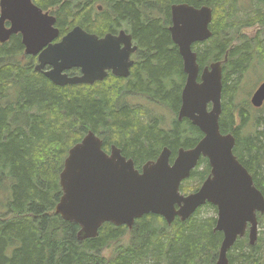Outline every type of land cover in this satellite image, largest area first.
I'll use <instances>...</instances> for the list:
<instances>
[{
    "label": "trees",
    "instance_id": "obj_1",
    "mask_svg": "<svg viewBox=\"0 0 264 264\" xmlns=\"http://www.w3.org/2000/svg\"><path fill=\"white\" fill-rule=\"evenodd\" d=\"M32 2L55 17L56 41L74 26L98 38L129 30L136 64L126 81L107 76L89 86L59 87L33 70L36 60L25 57L19 34L0 44V193L7 191L0 201V264H216L222 236L213 231L215 218L198 219L203 207L169 226L152 214L135 220L131 230L107 222L96 238L80 242L78 225L55 214L62 194L58 177L67 151L91 131L103 151L115 146L138 171L163 148L171 151V163L179 148L189 150L202 139L188 120L175 118L186 76L170 40V7L187 3L212 9L211 37L192 45V51L199 74L226 58L218 125L221 134L234 136L233 154L264 197V104L255 110L248 99L235 103L239 81L252 63L264 65V0H251L255 10L242 19H233L238 0ZM249 29L251 34H245ZM127 94L167 109L174 116L169 128L142 106L123 102ZM251 110L258 114L252 116ZM209 171L207 160L200 159L180 192H196ZM257 220L264 224V214ZM262 249L264 237L254 246L245 237L234 243L227 259L229 264H264Z\"/></svg>",
    "mask_w": 264,
    "mask_h": 264
},
{
    "label": "water",
    "instance_id": "obj_2",
    "mask_svg": "<svg viewBox=\"0 0 264 264\" xmlns=\"http://www.w3.org/2000/svg\"><path fill=\"white\" fill-rule=\"evenodd\" d=\"M211 13L207 6L194 8L187 3L170 7V40L186 76L177 120L186 119L201 132L202 139L194 147L179 148L171 163V151L163 148L141 171L115 146L108 153L103 151L92 131L67 151L58 177L62 194L55 214L78 225L80 242L96 238L99 227L107 222L131 230L135 220L152 214L169 226L175 218L182 223L206 204L217 211L213 231L222 236L216 264H229L227 254L237 240L246 236L249 246L257 242V216L264 214V197L233 154L234 136L221 134L218 125L226 58L223 63L212 62L199 74L197 55L192 51V45L210 39ZM55 24V17L32 0H0V44L19 34L25 57L37 58L33 70L54 85L89 86L103 81L109 71L117 77L129 75L137 47L125 30L98 38L74 26L56 41L60 32ZM73 69L80 74L69 75ZM249 99L253 108L263 106L264 80ZM204 158L210 166L209 176L196 192L182 194L180 184Z\"/></svg>",
    "mask_w": 264,
    "mask_h": 264
},
{
    "label": "rangeland",
    "instance_id": "obj_3",
    "mask_svg": "<svg viewBox=\"0 0 264 264\" xmlns=\"http://www.w3.org/2000/svg\"><path fill=\"white\" fill-rule=\"evenodd\" d=\"M255 10L254 5L252 4L251 0H238L237 4V10L234 12V18L233 19H242L246 17L247 15H250ZM245 34H251V30L244 31ZM262 68V69H261ZM264 80V65L260 66L258 62H254L251 65V68H249V71L243 76V78L239 81V89L235 96V103L238 104L243 99L250 100L251 93L255 90L258 84H260ZM140 98V99H139ZM141 97H130L127 99H124L123 102L126 104H131L133 106H142L145 108V110L148 112L147 115H149L150 118H160L163 122V128H169L170 123L172 119L174 118L173 114H171L167 109H163L162 107L151 104L147 102L145 99H142ZM255 109V108H254ZM257 110V109H255ZM252 111V110H251ZM257 111H252L251 115H257ZM257 131H261V128L258 127ZM252 131L246 130L245 134H251ZM244 132H242V135ZM7 197V191L4 193H0V201H4ZM0 210H2L0 208ZM200 214L198 216V219H206V218H215L217 216V211L210 207H203L199 210ZM257 234L259 238L264 237V224H261L259 222ZM245 238V237H244ZM247 240V238H246ZM261 255L264 257V249L261 250Z\"/></svg>",
    "mask_w": 264,
    "mask_h": 264
},
{
    "label": "flooded vegetation",
    "instance_id": "obj_4",
    "mask_svg": "<svg viewBox=\"0 0 264 264\" xmlns=\"http://www.w3.org/2000/svg\"><path fill=\"white\" fill-rule=\"evenodd\" d=\"M122 30H123V29H122ZM119 31H121V30H119ZM119 31H118V32H119ZM125 31H126L127 34H129V35L131 36V42H132V45H133V46H136V43L133 41V38H132V34H131V32H130L129 30H125ZM118 32L115 33V35H117ZM121 47H122V46H121ZM33 58H35V57H33ZM131 59H132V61H133V65H132V67L129 69V75L126 76V78H123V77H118V78L124 79L125 81H126V79H129V78H130V76H131V72H132V69L134 68V64H136V52L133 53V54L131 55ZM35 60H36V64H37V58H35ZM73 70L77 73L76 75H79V74H80L79 69H77V70H76V69H73ZM73 70H71V71H73ZM107 76L117 77V76L112 75L110 71L108 72ZM198 80H199V79H198ZM180 94H181V93H180ZM130 97H134V96H132V95H128V94H127L126 96H124V99L130 98ZM179 101H180V95H179ZM180 104H181V101H180ZM180 104H179V107H180ZM179 107H178V109H179ZM177 112H178V110H177ZM177 112H176V114H177ZM177 115H178V114H177ZM175 118L177 119V116H176Z\"/></svg>",
    "mask_w": 264,
    "mask_h": 264
},
{
    "label": "bare ground",
    "instance_id": "obj_5",
    "mask_svg": "<svg viewBox=\"0 0 264 264\" xmlns=\"http://www.w3.org/2000/svg\"><path fill=\"white\" fill-rule=\"evenodd\" d=\"M141 58V57H140ZM139 61V60H138ZM142 74H143V72H142ZM132 77V76H131ZM140 99V98H139ZM141 101H142V99H141Z\"/></svg>",
    "mask_w": 264,
    "mask_h": 264
}]
</instances>
